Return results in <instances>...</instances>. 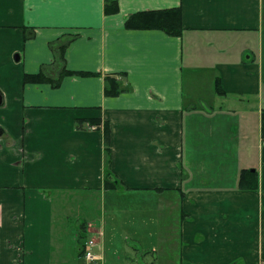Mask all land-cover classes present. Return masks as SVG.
Instances as JSON below:
<instances>
[{
    "label": "crops",
    "instance_id": "1",
    "mask_svg": "<svg viewBox=\"0 0 264 264\" xmlns=\"http://www.w3.org/2000/svg\"><path fill=\"white\" fill-rule=\"evenodd\" d=\"M104 2L0 0V264H264V0H118L115 14ZM173 7L181 36L125 27ZM62 66L95 74L24 83ZM117 73L126 90L106 96ZM90 118L109 123L112 169L129 189L104 188L103 131L76 122ZM242 169L257 172V190L238 188ZM110 191L134 203L104 202L100 221L81 223L96 259L66 253L67 207ZM108 212L122 214L110 237L127 255L102 251Z\"/></svg>",
    "mask_w": 264,
    "mask_h": 264
},
{
    "label": "trees",
    "instance_id": "2",
    "mask_svg": "<svg viewBox=\"0 0 264 264\" xmlns=\"http://www.w3.org/2000/svg\"><path fill=\"white\" fill-rule=\"evenodd\" d=\"M104 11L106 14L117 13L119 11L118 0H105ZM125 27L128 29H158L172 36H181L184 31L182 9L180 7H173L160 10L138 11L127 17V19L125 20ZM30 37L31 34L29 33L27 35V38ZM75 37V34L69 35L68 39L58 46L56 62L64 63V48L66 47L67 43H69ZM72 74L91 75L95 73L85 71H72L65 68V66H62L61 70L56 76H51L44 71L38 73H26L24 75V83H49L52 87L57 88L64 76ZM120 78H126V75L124 73L105 75L104 94L106 96H116L126 90L123 86V81H121ZM215 86L216 92L223 95L224 91L221 88L219 80L216 82ZM261 120L262 132L264 135V108L261 113ZM76 122L78 123V126L80 123L87 122L91 127L101 129L103 131L105 152L107 155V165L104 174V188L107 190L129 189L123 184L120 179L117 178L114 170L112 169L110 151L111 130L109 123L107 121H103L101 118L78 119ZM258 187L257 172H253L250 169H242L238 179V188L243 190H257ZM80 255H84V248Z\"/></svg>",
    "mask_w": 264,
    "mask_h": 264
},
{
    "label": "rangeland",
    "instance_id": "3",
    "mask_svg": "<svg viewBox=\"0 0 264 264\" xmlns=\"http://www.w3.org/2000/svg\"><path fill=\"white\" fill-rule=\"evenodd\" d=\"M119 192H122V191H119ZM119 192L110 191L106 197L85 195L86 203L88 205H85L84 196L74 198L75 201H72L73 203L69 205L71 207L69 208L67 207V214L65 218V219H68V223L66 227L67 241L65 243V249H64L66 253L70 255H75L77 257L78 251L82 250L85 247L86 243L90 240V237H88L85 232L82 233L83 235L80 234L81 233V228H80L81 223H83L86 219H89V220L93 219V220L100 221V209H101V206L104 204V202L108 207L110 206H113V207L120 206L121 207L125 203H129V202L134 203L132 201L133 200L132 198L134 197V195L120 194ZM82 200H83V203H82ZM112 215H114L113 216L114 220L111 219ZM121 216L122 214L121 213L119 214L118 212H114V213L110 212L109 214H107V219L109 223H107L106 229L108 233L106 235L107 237H105L106 238L105 245H103L104 249L102 250L106 254H113L115 252H118L119 255L128 254L127 249L128 247H130V244H127L125 241H122L120 238L118 239L115 238V235L113 236V240L110 237L111 233H115V230H116L115 222L120 221ZM90 224L92 225V223ZM65 225H62V226H65ZM83 228L84 227H82V229ZM108 237L110 238L109 240H108ZM91 239H93L92 236H91ZM138 239L141 240L139 237ZM143 244H144L143 240H141L140 243L137 242V246L139 247H142ZM95 246H96V243H95ZM93 251L95 252V247L93 248ZM144 252L138 255V258H140V261L143 260V256L145 255Z\"/></svg>",
    "mask_w": 264,
    "mask_h": 264
},
{
    "label": "built area",
    "instance_id": "4",
    "mask_svg": "<svg viewBox=\"0 0 264 264\" xmlns=\"http://www.w3.org/2000/svg\"><path fill=\"white\" fill-rule=\"evenodd\" d=\"M262 143L264 144V135H262ZM94 247H95V240L90 239L84 247V258L87 261H92L96 259L95 252L93 251Z\"/></svg>",
    "mask_w": 264,
    "mask_h": 264
},
{
    "label": "water",
    "instance_id": "5",
    "mask_svg": "<svg viewBox=\"0 0 264 264\" xmlns=\"http://www.w3.org/2000/svg\"><path fill=\"white\" fill-rule=\"evenodd\" d=\"M2 102V95H1V93H0V103Z\"/></svg>",
    "mask_w": 264,
    "mask_h": 264
}]
</instances>
